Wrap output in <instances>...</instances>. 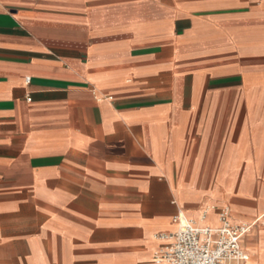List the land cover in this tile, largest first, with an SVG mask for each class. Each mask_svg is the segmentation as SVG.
<instances>
[{"label":"crops","instance_id":"0c3cea01","mask_svg":"<svg viewBox=\"0 0 264 264\" xmlns=\"http://www.w3.org/2000/svg\"><path fill=\"white\" fill-rule=\"evenodd\" d=\"M224 208L264 264V0H0V264H163Z\"/></svg>","mask_w":264,"mask_h":264},{"label":"built area","instance_id":"2783aa9c","mask_svg":"<svg viewBox=\"0 0 264 264\" xmlns=\"http://www.w3.org/2000/svg\"><path fill=\"white\" fill-rule=\"evenodd\" d=\"M28 82L26 79V84ZM218 219L216 228L198 227L181 213L177 214L173 219L176 230L159 237L167 243L158 261L163 264H244L248 257L241 249L240 239L250 227L232 223L227 208L219 211Z\"/></svg>","mask_w":264,"mask_h":264}]
</instances>
